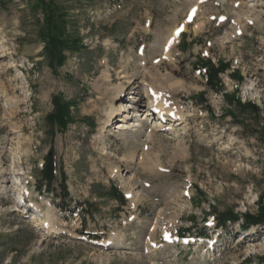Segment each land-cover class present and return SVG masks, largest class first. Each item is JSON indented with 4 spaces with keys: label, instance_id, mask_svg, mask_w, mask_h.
<instances>
[{
    "label": "rangeland",
    "instance_id": "obj_1",
    "mask_svg": "<svg viewBox=\"0 0 264 264\" xmlns=\"http://www.w3.org/2000/svg\"><path fill=\"white\" fill-rule=\"evenodd\" d=\"M0 264H264V0H0Z\"/></svg>",
    "mask_w": 264,
    "mask_h": 264
},
{
    "label": "bare ground",
    "instance_id": "obj_2",
    "mask_svg": "<svg viewBox=\"0 0 264 264\" xmlns=\"http://www.w3.org/2000/svg\"><path fill=\"white\" fill-rule=\"evenodd\" d=\"M239 20V19H238ZM237 20V21H238ZM236 23V22H235ZM184 26H185V24H184ZM238 27V26H237ZM180 29V28H179ZM244 30V29H243ZM233 31V30H232ZM242 33V32H241ZM173 35V34H172ZM231 35V34H230ZM230 37V36H229ZM168 38H169V36H168ZM233 40V39H232ZM165 44V43H164ZM159 87V86H158ZM156 91V90H155ZM114 93H117V95H116V97H118L119 95H118V93H119V91H116V92H114ZM150 95V94H149ZM147 96V95H146ZM150 98V97H149ZM152 99V98H151ZM150 99V103H153V100H151ZM160 102V101H159ZM160 104V103H159ZM161 107H162V105H161ZM122 110H124V108L120 105L119 107H115V109L114 108H111V111H110V113H109V117H110V115H113V117H112V120H111V122H113V120L115 119L116 120V118H118V117H116L117 116V114L119 115L120 113H121V111ZM176 115H177V113H176ZM178 116V115H177ZM109 119V118H108ZM107 119V120H108ZM107 131V130H106ZM106 131H105V133H106ZM24 190V189H23ZM55 231L54 232H56V233H58L59 231H60V229L59 228H56V229H54ZM51 231V230H50ZM122 241V240H121ZM117 244H120V242H117Z\"/></svg>",
    "mask_w": 264,
    "mask_h": 264
},
{
    "label": "trees",
    "instance_id": "obj_3",
    "mask_svg": "<svg viewBox=\"0 0 264 264\" xmlns=\"http://www.w3.org/2000/svg\"><path fill=\"white\" fill-rule=\"evenodd\" d=\"M215 73H217V72H215ZM65 192H67V191L65 190Z\"/></svg>",
    "mask_w": 264,
    "mask_h": 264
}]
</instances>
